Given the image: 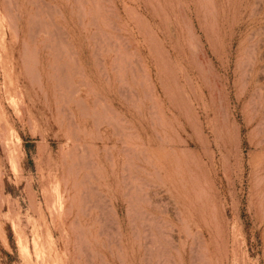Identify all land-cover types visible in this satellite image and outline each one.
<instances>
[{
    "label": "rangeland",
    "instance_id": "rangeland-1",
    "mask_svg": "<svg viewBox=\"0 0 264 264\" xmlns=\"http://www.w3.org/2000/svg\"><path fill=\"white\" fill-rule=\"evenodd\" d=\"M0 264H264V0H0Z\"/></svg>",
    "mask_w": 264,
    "mask_h": 264
},
{
    "label": "bare ground",
    "instance_id": "bare-ground-1",
    "mask_svg": "<svg viewBox=\"0 0 264 264\" xmlns=\"http://www.w3.org/2000/svg\"><path fill=\"white\" fill-rule=\"evenodd\" d=\"M257 2V1H256ZM259 4V2H257ZM262 3V2H261Z\"/></svg>",
    "mask_w": 264,
    "mask_h": 264
}]
</instances>
